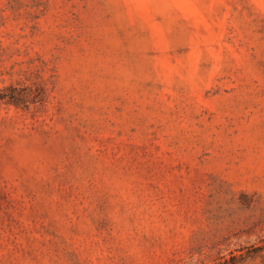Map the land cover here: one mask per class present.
Here are the masks:
<instances>
[{
  "label": "rangeland",
  "instance_id": "374dc122",
  "mask_svg": "<svg viewBox=\"0 0 264 264\" xmlns=\"http://www.w3.org/2000/svg\"><path fill=\"white\" fill-rule=\"evenodd\" d=\"M0 264H264V0H0Z\"/></svg>",
  "mask_w": 264,
  "mask_h": 264
},
{
  "label": "trees",
  "instance_id": "16d2710c",
  "mask_svg": "<svg viewBox=\"0 0 264 264\" xmlns=\"http://www.w3.org/2000/svg\"><path fill=\"white\" fill-rule=\"evenodd\" d=\"M9 100L16 102V97H14V95H9Z\"/></svg>",
  "mask_w": 264,
  "mask_h": 264
}]
</instances>
